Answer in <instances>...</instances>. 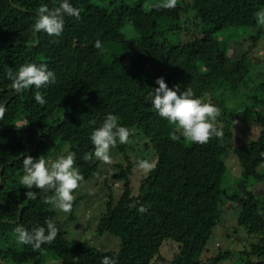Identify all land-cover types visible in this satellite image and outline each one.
Instances as JSON below:
<instances>
[{
	"label": "trees",
	"instance_id": "1",
	"mask_svg": "<svg viewBox=\"0 0 264 264\" xmlns=\"http://www.w3.org/2000/svg\"><path fill=\"white\" fill-rule=\"evenodd\" d=\"M143 1L71 0L80 10V18L66 17L63 34L51 37L34 32L32 26L42 4L54 9L61 0H0V264H101L105 256L115 257L118 264H264V130L258 139L235 144L233 129L235 115L243 110L251 123L264 126V79L255 80L250 58L258 41L264 40V27L254 15L264 8V2L192 0L183 6L178 0L171 15L159 6V0L143 10L150 28L141 29L134 39L123 27L132 13L143 9ZM192 11L195 16L184 21L194 24L196 31L184 40L179 22L182 14ZM164 17L176 26L171 32L181 38L172 41L167 36L161 28ZM246 20L252 24L246 26ZM243 22L237 33L235 27ZM89 30L88 37L81 40V34ZM243 34L253 42L247 49L241 48ZM97 41L100 49L95 47ZM130 46H135L130 69L119 70L118 53L125 54ZM26 62L47 65L56 82L47 88L13 90L7 73ZM159 77L180 92L191 88L197 98L220 108L215 124L223 136L194 144L160 118L146 100L152 88L158 87L155 81ZM249 87L251 92L246 91ZM37 92L45 97V104L36 103ZM241 93L242 109L228 106L229 99ZM109 113L131 135L130 143L112 149L117 155L124 154L126 163L117 165L114 174L115 179L124 180V191L116 200L107 183L109 194L103 196L105 210L95 231L118 237L121 245L118 250L105 251L85 240L64 256L61 245L65 244L68 221L44 203L50 192L33 189L37 199H27V189L19 183L22 160L29 155L54 160L62 151L74 153L84 177L74 193L75 207L84 197L83 185L103 170L101 161H85L83 156L93 150L91 131ZM173 135L180 138L173 140ZM195 155L211 166L208 171L198 173ZM232 155L239 160L237 174L227 165ZM144 159L155 162L153 171L139 169L138 162ZM134 173L137 177H132ZM190 174L203 184L189 193L183 182ZM12 182L19 187L14 196L7 191ZM141 206L147 208L143 214L138 211ZM50 218L58 225L51 245L33 251L31 246L16 244L17 226L31 230L45 226ZM226 220L238 224L235 230L240 227L254 240L238 249H218L216 256L208 257L209 242L215 231H221L218 224ZM145 231L158 240L154 256L147 262L130 250ZM163 244L170 247L166 254H162Z\"/></svg>",
	"mask_w": 264,
	"mask_h": 264
},
{
	"label": "clouds",
	"instance_id": "2",
	"mask_svg": "<svg viewBox=\"0 0 264 264\" xmlns=\"http://www.w3.org/2000/svg\"><path fill=\"white\" fill-rule=\"evenodd\" d=\"M178 0H161L160 7L175 9ZM258 25L264 27V8L255 12ZM80 10L74 7L71 0H61L58 7L50 9L46 4L38 8L37 18L33 24L36 33H46L51 37H60L65 29L66 17L79 19ZM95 47L100 49L101 42L97 41ZM7 76L11 87L16 92L27 90L34 86L35 89L47 88L56 82L55 73L45 64L26 62L15 72L8 71ZM158 87L152 88L146 100L150 102L156 114L169 124L174 125L186 141L194 144H207L213 137H222L223 130L216 126L215 121L221 115L217 106L204 102L194 95L191 88L180 92L179 88L169 87L163 77L156 79ZM37 104L43 105L46 99L39 92L35 95ZM131 130L120 124L116 115L109 113L101 126L94 128L90 134L93 145L91 152L85 153V161H101L104 164L112 163L111 150L118 144L130 143ZM180 136L173 135L177 140ZM66 151V150H65ZM138 167L145 173L153 171L155 162L147 159L140 160ZM23 174L19 183L27 189L26 197L30 200L37 199L33 189L51 193L45 196L44 203L60 213H70L74 201V193L81 186L84 177L76 166L75 154L67 152L58 154L54 160L41 156L36 159L27 156L22 160ZM138 211L145 213L147 208L141 206ZM15 242L18 246H31L33 251H41L42 246L51 245L58 235V225L55 219H47L45 226L28 230L22 226L14 229ZM101 264H118L115 257L105 256Z\"/></svg>",
	"mask_w": 264,
	"mask_h": 264
},
{
	"label": "rangeland",
	"instance_id": "3",
	"mask_svg": "<svg viewBox=\"0 0 264 264\" xmlns=\"http://www.w3.org/2000/svg\"><path fill=\"white\" fill-rule=\"evenodd\" d=\"M159 0H144L142 2V8H139L137 11L131 14V21H127L125 26L123 27V30L127 34L128 37L138 39L141 33V29L148 30L150 28V24L145 23L144 19L146 18L145 10H148L149 7L154 4V2H158ZM180 1V0H179ZM182 1V0H181ZM180 3L182 5L186 6L188 5L192 0H184ZM264 2V0H261ZM161 2V1H160ZM253 4H255L254 0H251ZM257 3V1H256ZM111 6V5H110ZM112 7V6H111ZM110 9L113 11V7ZM165 10V8H163ZM177 9V7L175 8ZM175 9H166L170 12L171 15L175 13ZM144 10V11H143ZM195 16V12L192 11L187 16L182 14L181 21L179 22L182 28V36L184 40H188L191 38L193 33L196 31V26L193 25H186L185 24V18L191 17L193 18ZM250 16V15H248ZM250 18V17H248ZM246 18V19H248ZM168 17H164V20L162 22L161 28H165L164 31H166V34L168 37L172 39V41H176L177 38H181L179 33H172L171 30L173 26L171 22L168 23ZM188 20V19H186ZM247 21V20H246ZM246 26H250L252 22L247 21ZM245 22L241 23V25H237L234 30L239 32L240 26H243ZM94 27V26H93ZM87 33H91V30L87 31L86 34L80 36L81 40L88 37ZM243 38L240 40L242 41V49H247L248 47L253 44V42L250 40L249 37H246L245 34L242 35ZM79 38V39H80ZM174 39V40H173ZM231 44L234 43V40H231ZM236 50L240 51V47L236 46ZM118 55H120L121 62L118 66L119 70H129L131 66L130 60L135 55V46H130L128 52L122 55V52H119ZM250 58L253 63V72L255 74V80H262L264 79V40L261 39L258 41L257 45L253 48V50L250 53ZM259 76V77H257ZM253 84H255V82ZM246 91L251 92L252 88L249 87ZM243 93H241L238 96H234L229 99L228 106L230 107H237L240 109L242 106H240V100ZM242 103V102H241ZM242 109V108H241ZM244 110L241 111L240 115H235V124H234V134H235V144H242L245 143L247 140L251 139H258L261 135L262 130H264V126L257 124V123H251L250 119H247L248 117H244ZM64 150L67 149V145L63 147ZM115 152L114 150H111V156H112V163L111 164H104L102 172L92 179L91 181L86 182L82 190L85 192L84 197L82 199L78 200V203L75 207L72 205V210L70 213H59V216L63 219H67L68 224L66 227V236H65V244L61 245V253L64 252V256L72 254L78 247L79 244L82 241H88L91 244L95 245L96 247L103 249L105 251L110 250H118L121 245V240L111 234H104V235H97L95 229L97 226V222L99 221V218L101 217L102 213L105 210V198H107L109 194L108 187H106L107 183L112 187L114 194L116 195V200H119L120 195L124 191V180L115 179L114 174L117 170V165L126 163L125 159L123 158L124 154H119ZM51 160V159H50ZM213 164V161H212ZM194 165L195 168L198 169V173L201 174L205 171H208L209 164H207L206 161H204V158L198 155H195L194 158ZM228 167L229 169L233 170L236 174L240 169V164L238 158L234 155L231 156V159H228ZM140 169V168H139ZM138 174H141V171H138L136 169ZM193 175V176H192ZM190 174L184 179V187L186 192H192V189H196V187L200 188L199 181H194V174ZM135 173L132 175L134 177ZM140 176V175H138ZM199 176V175H198ZM201 177V176H199ZM202 178V177H201ZM108 181V182H107ZM135 181V180H134ZM203 184V183H201ZM18 185V184H17ZM13 182L11 183L10 187L8 188V194L9 195H16L17 192H19V187ZM135 186V185H134ZM203 186V185H202ZM136 187V186H135ZM133 188V186H132ZM202 188V187H201ZM136 191V188H133ZM135 193V192H134ZM75 200V196H74ZM74 202V201H73ZM200 202L205 204L204 200L200 199ZM74 204V203H73ZM125 213L130 216L131 212L129 210H125ZM217 227H220L221 231L218 229L215 231L214 235L212 236L210 242H209V251H208V257H214L217 255V250H230V249H238L244 246V243L247 241H253L254 237L249 236L243 229L239 227V230H235V228L238 227V224H235L233 221H225L224 223L218 224ZM229 236L231 239H229ZM164 243V242H163ZM158 240L154 239L147 231H145L141 237H139L136 241H133L130 245V250L138 259H142V261L147 262L154 256V252L157 248ZM162 245L161 250L162 254H166L167 251L170 249ZM63 255V253H62ZM57 260H53L55 263ZM225 264L229 263L228 261L224 262Z\"/></svg>",
	"mask_w": 264,
	"mask_h": 264
},
{
	"label": "water",
	"instance_id": "4",
	"mask_svg": "<svg viewBox=\"0 0 264 264\" xmlns=\"http://www.w3.org/2000/svg\"><path fill=\"white\" fill-rule=\"evenodd\" d=\"M40 141H41V139L39 140V142ZM1 183H2V169L0 170V189H1ZM27 264H34V263L32 262V263H27Z\"/></svg>",
	"mask_w": 264,
	"mask_h": 264
}]
</instances>
